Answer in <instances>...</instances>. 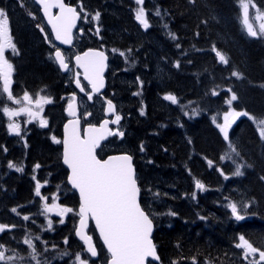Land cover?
I'll return each mask as SVG.
<instances>
[{"label": "trees", "instance_id": "obj_1", "mask_svg": "<svg viewBox=\"0 0 264 264\" xmlns=\"http://www.w3.org/2000/svg\"><path fill=\"white\" fill-rule=\"evenodd\" d=\"M14 1L8 12L17 47L8 56L14 68L11 91L15 97L25 92L45 94L52 103L43 110L47 126L33 124L26 147L20 136L9 133L3 112L6 97L0 88V223L9 226L0 232V243L11 252L19 245L24 221L12 209L30 213L37 200L33 179L28 177L34 166H43L41 171L51 169L52 182L62 180L60 202L73 210L55 238L75 232L80 204L61 162L62 143L55 142L62 138L65 95L72 89L52 57L53 40L39 7L28 0V10L15 13L26 0ZM239 1L146 0L147 29L133 16L132 0L92 3L91 9L101 12V32L97 34L93 27L94 42L80 49L103 48L104 44L112 52L105 93L118 99L124 112L127 132L122 147L134 156L141 204L155 223L160 262L149 264H250L258 260V253L244 259L243 250L236 246L240 236L264 250V139L250 119L264 117V39L244 29ZM255 1L264 8V0ZM39 19L45 35L36 26ZM217 51L225 55L227 64L219 61ZM113 89L115 94H111ZM232 92L238 97L234 108L249 113L238 118L229 132L239 153L237 162L221 159L229 144L213 121L216 113L227 108ZM167 95L175 96L177 102L165 99ZM139 103L145 104L143 114ZM187 104V109L198 112L186 115ZM10 162L25 166L26 174L12 170ZM238 165L243 175H233ZM196 180L204 185L203 190L195 187ZM229 202L248 205L241 207L243 220L232 215ZM13 226L15 233L7 234ZM88 232L98 249L92 260L107 264L109 254L93 224Z\"/></svg>", "mask_w": 264, "mask_h": 264}, {"label": "snow or ice", "instance_id": "obj_2", "mask_svg": "<svg viewBox=\"0 0 264 264\" xmlns=\"http://www.w3.org/2000/svg\"><path fill=\"white\" fill-rule=\"evenodd\" d=\"M43 7L45 16L48 17V23L51 24L52 30L55 33V38L62 41L64 44L72 43V29L76 26V21L81 17L83 12L81 6V12H78L76 8L68 7L63 3V0H35ZM137 5H140L135 12V19L143 25L144 28L149 27V22L146 18V11L142 6L144 0H136ZM59 8V14L53 16L51 9ZM241 7L243 10V23L250 36H262L264 37V12L256 8V5L252 0H241ZM256 9V20L261 21L259 28L254 27L250 22L249 9ZM84 18L87 19L88 14L83 13ZM156 15H160L157 10ZM92 20L98 21L100 18V12L97 11L92 15ZM43 31V28H41ZM99 33V27L96 29ZM173 38H175L173 36ZM11 49L13 53L17 52L16 45L13 42V38L10 32V21L6 11L0 8V82H2V92L6 93L9 100H13V93L11 91L13 65L9 62L5 56V51ZM124 55V53H121ZM217 56L222 63L227 64L228 60L225 55L217 51ZM54 59L59 63L62 69H68V63L65 62V57L61 50L57 48L54 53ZM77 64L84 69V78L89 81L92 86V92H99L104 87L103 70L105 67L104 60L106 57L103 52H94L89 50L82 56H76ZM178 66V65H177ZM79 77V73L76 74ZM233 76L240 77L241 73L233 72ZM76 84L83 92L84 87H81L79 78L76 79ZM264 87V85H262ZM231 92L232 90L229 89ZM215 94V93H213ZM92 99L91 94L88 96ZM75 99V97H73ZM165 99L176 103V97L173 95H167ZM238 99L235 92L226 103L231 106L233 101ZM23 100L31 104L32 97L25 92ZM20 103L19 100L15 101ZM50 100L46 97H41L35 101L37 108L42 111L43 104L49 103ZM5 114L9 117L19 115V112L5 107L3 109ZM20 111L27 112L32 119L39 117V111L33 112L30 108H22ZM107 111L110 113L115 112V106L111 100H107ZM69 112L75 116V110L73 105H69ZM143 114V112L141 113ZM240 116H249L247 111H235L230 110L224 114V123L218 125L220 131L223 133L225 141H229V128ZM250 119L256 124L261 139H264V117L252 116ZM121 120L119 115L115 116V120L112 123L118 124ZM41 126H46L47 121L42 117L40 118ZM108 121L100 125L99 128L95 126H89L86 129V138L81 139L79 134V120L69 121L71 128L66 126V138L63 141L64 163L71 169V175L69 180L73 187L79 189L81 204L79 210L80 226L77 229V236L83 241L86 248L84 253L90 254V257H97V248L93 243V237L88 235L85 231L87 228L88 217L91 216L95 220L96 228L99 230L100 237L103 239L104 244L107 246V250L110 253L109 264H146L148 258H154L159 260L157 255L156 245L151 239L153 231V221L139 203L140 188L137 184V177L135 169L132 164L131 155H118L110 156L106 160L97 158L96 149L100 146V141L104 140L107 136L119 135L123 136V132H113L108 128ZM9 130L11 132L20 134V126L15 123H9ZM55 140V138H53ZM56 143L61 141L56 140ZM228 147L231 151L236 152L235 146L229 141ZM141 151H143V145H141ZM239 155V153H236ZM221 159H231L227 154L222 156ZM209 165L212 161H208ZM10 168H16L17 171H22V168L16 167L15 164L9 163ZM40 167L39 164L36 165ZM250 167V165H249ZM241 166H237L233 175H243L240 170ZM223 174V173H222ZM227 179V177H225ZM261 179H264L262 177ZM41 184L37 181L35 186V193L40 196ZM195 187L203 190L204 185L199 181H195ZM158 195V194H157ZM195 194H193L194 196ZM45 201L47 197H42ZM55 200V197H53ZM231 209L232 215L236 220H243L245 217L241 215V207L247 208V204L238 206L237 203L232 202L227 205ZM59 208V205L53 203L48 205L45 203V210L52 211ZM13 212L17 209L13 208ZM71 208H60V215L64 213L72 212ZM175 215V213H169ZM24 220H28V216L23 217ZM63 221H61L62 223ZM14 227V226H13ZM49 227H51V221H49ZM9 226L0 224V232H4ZM36 239H39L37 237ZM240 243L236 246L243 250L244 259H248L249 256L255 257L258 253L259 259H253L250 264H260L264 262V250H260L253 246L244 236H240ZM67 243V239L64 241ZM24 244L28 245L32 249L29 256L32 260L36 261V264H40V261L36 259L38 253H36L33 240L25 237ZM4 246L0 245V261L11 262L13 260L23 261L24 257L16 255H6V251L3 250ZM47 250V249H45ZM62 256L70 255L68 252L61 253ZM74 264H89V259L83 258L82 253L75 254Z\"/></svg>", "mask_w": 264, "mask_h": 264}, {"label": "rangeland", "instance_id": "obj_3", "mask_svg": "<svg viewBox=\"0 0 264 264\" xmlns=\"http://www.w3.org/2000/svg\"><path fill=\"white\" fill-rule=\"evenodd\" d=\"M0 1L2 2V5H0V8H3L8 15L10 5H12V7H13L16 1H14V0H0ZM73 1H74V4H76L78 6L80 11H81V6L83 9L80 25H79L78 30L76 32V44H75V47L80 49L81 47H83L84 44L88 45V43L90 44V43L94 42L93 37L95 36V33H94L93 27L98 25L100 18L98 21L92 20V18H91L92 15H94L97 12V10L91 9L93 7L92 3L94 2V0H73ZM145 1L146 0H144V2ZM27 2H28V0H26L24 2V4H22V6L19 10H16L14 12L15 13L20 12V14H24V12H26L28 10V8H27L28 3ZM132 2H133V16L135 17V12L138 9V7H140V5H137L136 0H132ZM252 2L256 5V8H258L262 12H264V8L258 6L255 0H252ZM239 5H240V10H241V22H242L244 29L247 32V29L243 23V10L241 7V0L239 1ZM142 6L144 7V3ZM144 9L146 11V18H147L148 11H147L146 6L144 7ZM156 12L157 11H155V13ZM83 13L88 14L87 19L84 18ZM249 13H250V22L253 23L254 27H256L258 29L261 21L256 20V9L250 7ZM100 17H101V12H100ZM39 20H36V23H37L36 26H38L41 29L43 27V24H42V21L40 20V22H39ZM100 32L101 31L99 29V33ZM42 33L44 34L43 31H42ZM258 36H255V37H258ZM260 37H262V36H260ZM262 38L264 39V37H262ZM102 47L107 52L110 50V48L105 47L104 44L102 45ZM111 50L115 54H118V55H121V53L125 54V52H122V51L119 52L116 49H111ZM8 51L12 52L11 49H7L5 51V56H6V53ZM75 53H76V51L74 50V54ZM109 54L112 55V52ZM6 58H7V56H6ZM67 58L69 61H71L70 53H67ZM110 60H111V56H110ZM9 62H10V60H9ZM125 69L128 70V65L125 66ZM76 72H80V71L74 65V81H75ZM72 76H73V71H71L69 76L67 77V80L69 83L72 80L71 79ZM117 83L119 85H122L123 81L119 80ZM74 86H75V84H74ZM0 88L2 90V82H0ZM76 89L77 88H75L74 90H76ZM90 93H92V92L90 90H87L85 92V94L82 95V98L80 100V105H81V108L83 110V116H82V114H81V116L84 117L85 114L91 112L94 120L97 118L100 119L102 117H105V115H106V113L104 111L105 101L100 96H96V95H92V99H89L88 96ZM4 94L6 97V103L4 104L3 109L5 107H7V108H10V109H13V110H16L19 112V115L9 117L3 111L6 118H7V127L9 125V123L18 124L20 126V134L18 136H20L19 138H21V140L24 142V145L27 147L26 136L30 133L31 127L33 126V124L41 125V122H40L41 117L44 120H46V118L43 114V110L45 109V107L48 104L52 103V99L45 94L39 93V94L33 95V94L28 93L32 97V101H33L31 104H29L27 101L23 100L24 94L19 96V97L13 96L14 97L13 100H9L7 94L6 93H4ZM111 94H115V89H113V91H111ZM105 95H106V93H105ZM41 97H46L50 100L49 103L43 104L42 111L39 108H37L36 103H35V101ZM16 100H19L20 103H16L15 102ZM114 100H116V102L118 104V115L121 117V122H122L121 132H123L126 135L127 128H126V124L124 122V117H123L124 112H122V110H121V105H120L118 99H114ZM70 102H71V100H67L66 106H68ZM138 106H140L139 107L140 113H142V112L144 113L145 112V104L139 103ZM25 107L30 108L33 112L39 111V113H40L39 117H37L36 119H32L28 115L27 112L20 111V109L25 108ZM194 107L195 106L193 105V108ZM184 108L186 109L185 110L186 115L196 114L198 112L197 109H195V108L192 110L187 109L188 104L185 105ZM230 110L238 111L234 108L233 104L231 106H229L227 104V108L225 110L220 111V112L215 114V116L213 117V121L215 122V124L217 126L222 125L224 123V114ZM240 117H238V118H240ZM250 117H252V116H250ZM87 122H94V121H88V120L84 121V123H87ZM233 125L234 124H232V126L229 128V130H228L229 132H230L231 128L233 127ZM8 129H9V127H8ZM9 133L17 135L16 133L11 132L10 130H9ZM125 135H124V137H125ZM51 138L54 141L53 135L51 136ZM123 139H124L123 137H119V136H115V138L113 139V140H115V143H116L114 147L118 148L117 151L125 150L126 147H122V145H123L122 140ZM229 141H228V144H229ZM141 152H144V148H143V151H141ZM226 154L231 157L230 160H234L237 162L236 152L231 151V149L229 147H228V151L226 152ZM238 166H240V165H238ZM16 167L22 168L23 170L17 171L16 168H12V170H15L16 172L24 174V175L26 174L25 173V166L16 165ZM45 167L48 168L47 166H45ZM41 168H43V166H41ZM41 168L40 167L37 168L36 166H34L32 168L31 174L28 175V177L30 176L33 179L34 188L36 186L37 181H39L40 184L42 185L41 189H40V196H37L35 193V190H34V193H35L36 198H37V200L35 202V207H33V210L30 213L29 212L19 213L17 210V214H20V216L22 218L24 216L29 217L28 220L23 219L24 221H23V225H22V232H20L22 235H21V237L17 238L19 240V245H23L24 248H23V250H20L19 245H17L12 250L13 252H11L9 249H6L5 247L3 249L6 251V255L21 256V257H24V260L23 261L13 260V261L8 262V263L9 264H36V261L32 260L31 257L29 256V253L32 252V249L29 248L28 245L23 243L25 237H28V238L33 240V243H34L35 249H36V253H38V255L36 256V259L40 261V264H65V263L74 264L76 253H82L83 258L89 259V264H99L98 261H97L98 262L97 263L94 260H92L93 257H90V254L84 253V249L86 248V245H84V243L76 237L75 232L71 233L70 235L65 236V237L62 236L60 238L61 240L59 238H55V235L58 234L59 230L61 231L62 226L65 224L66 220H68V217L72 215V212H68V213H64L63 215H60V208H71L70 206L65 205V204L60 202V198H61L60 194H61L62 190H64L63 183L61 182L62 180L61 181L54 180V182H52L51 178L54 175V172L51 169H47V170L43 169L41 171ZM157 176L161 179L165 178L164 176L161 177L162 175H160V174H157ZM42 197H47L48 199L45 201L44 199H42ZM53 197H55V200H53ZM45 203H47L48 205H52L53 203H55V204L59 205V208H56L52 211H46L45 210ZM229 203H231V202H229ZM79 218H80V216L78 213V219H77L76 227L78 225ZM49 221H51V227H49ZM61 221H63V222L61 223ZM76 227H75V231H76ZM16 228L17 227H12L11 229H9L7 234L15 233ZM37 237H39V239H36ZM65 239H67V243L64 242ZM74 239L76 240L77 243H75ZM79 242H81L83 245H80ZM0 245H2V244L0 243ZM74 247L76 248L75 250H74ZM45 249H47V250H45ZM63 252H68V253H70V255L62 256L61 253H63ZM62 261H65V263H62Z\"/></svg>", "mask_w": 264, "mask_h": 264}, {"label": "water", "instance_id": "obj_4", "mask_svg": "<svg viewBox=\"0 0 264 264\" xmlns=\"http://www.w3.org/2000/svg\"><path fill=\"white\" fill-rule=\"evenodd\" d=\"M33 1H34V3L40 8L41 15H42L44 21L46 22L47 26L49 27V29H50V31H51V34H52V37H53V40H54V43L56 44V48L53 50V58H54L55 50H56L57 48H59V49L61 50L62 54H63L64 57H65V62L68 63V69H62V68L60 67L59 63H58L55 59H54V60H55V62L57 63V65H58L60 71H61L63 74H68L69 71H70L71 62L67 59L66 50H67V49H70V48L72 47L73 42L75 43L74 32H75L76 28L78 27V24H79V22H80V20H81V17L77 19V21H76V26L73 27V29H72V43H71V44H64V43H62V41L57 40V39L55 38V33H54L53 30H52V26H51V24L48 23V17L45 16L42 5H40L39 3L35 2V0H33ZM63 3H64L66 6H68V7L76 8L77 11L80 12V11L78 10V8H77L76 5L71 4V3L67 2L66 0H63ZM59 11H60L59 8H55V7H54V8L51 9V12H52L53 16L58 15V14H59ZM89 50H92V51H94V52H103V53H104V56L106 57V59L104 60L105 67H104V70H103V73H102L103 81H104V87L101 88L99 92H92V93H94V94H96V95H97V94H102V95H103V93H104V91L106 90V87H107V77H106V74H107V71H108V68H109V59H110L109 54H108L104 49L96 48V47H87V48H85L84 50L78 51L77 53L74 54V64H75V66L81 71V78H79V80H80V82H81V87H83V82H82V81H84L86 84L89 85V89L92 91V86H91V84L89 83L88 80H86V79L84 78V69L81 68V67L77 64L75 58H76V56H78V55L82 56L85 52H88ZM218 59H219V57H218ZM219 61H220V60H219ZM77 78H78V77H77ZM77 78H76V79H77ZM75 83H76V80H75ZM76 85H77V84H76ZM77 87H78V86H77ZM78 88L80 89V87H78ZM74 97H75V99L72 100V101L69 103V105L71 104V105L74 106L75 116H73V115L70 114V112H69V105H68V106L66 107L65 112H66V114L69 116V118H68L67 120H65V122L63 123V126H62V164L64 165V167H65V168L67 169V171H68V174H67V181H68V184H69V186L72 188V190L75 191V192L77 193V195H78V197H79L80 204H81V198H80L79 189L73 187L72 183H71L70 180L68 179L69 176L71 175V169L68 167L67 164L64 163V159H63V152H64V144H63V141H64V139L66 138V126H68L69 128H71V125L69 124V121L79 120V134H80L81 139L86 138V129H87L90 125L99 128L100 125H101L102 123H104L105 120H107V121L109 122V123H108V128H109L111 131H113V132H117L118 129L113 130V129H112V125L115 126V125H118L119 123H118V124H115V123H112V121H114V120H115V116L118 115V111H117L118 106H117V102H116L115 100H112V99H109V98L105 97V100H104V101H105V107H104V110H105V113H106L107 116H106L105 118H103V119L100 121V123H98V124H93V123H86V124H83V122H82V118L80 117V101H79V95H78V94H75ZM107 100H111L112 103H113V105L115 106V112H114V113H110V112L107 111ZM237 119H238V118H237ZM237 119L235 120V122L237 121ZM235 122H234V123H235ZM234 123H233V124H234ZM44 127H45V126H44ZM111 136H113V135H111ZM109 138H110V136H107L104 140H101V141H100V146L96 149V155H97V158H98V159H101V160H106V159H108V157H110V156H118V155H124V154L131 155V156H132V158H133V159H132V164H133V167H134V169H135V174H136V177H137V184H138V187L140 188V193H139V197H138V199H139V203H140L141 207L143 208V206H142V204H141V187H140L139 180H138V173H137L136 165H135V162H134V156H133L131 153H129V152H115V153H110V154H108V155H106L105 157L102 158V157H100V155L98 154V150L100 149V147L102 146V144L105 143ZM80 204H79V207H78V213H79V210H80ZM143 209H144V208H143ZM144 210H145V209H144ZM145 212H147V211L145 210ZM147 213H148V212H147ZM148 214H149V213H148ZM149 216H150V214H149ZM150 219H152L151 216H150ZM152 221H153V219H152ZM91 224H93V226L95 227L96 232H97V235L99 236V238H100V240H101V242H102L104 248H105L106 251L108 252V250H107V246L104 244L103 239L100 237L99 230L96 228L95 220H94L91 216L88 217L87 228L85 229L86 233H87L88 235H91L90 233H88V228L90 227ZM79 226H80V218H79L78 225H77V227H76L75 234H76L77 229L79 228ZM154 233H155V223H154V221H153V231H152V234H151V239H152L153 243L155 244V241H154ZM91 236H92V235H91ZM76 237H77L79 240H81L80 237L77 236V234H76ZM81 241H82V240H81ZM82 242H83V241H82ZM93 243H94V245L96 246V244H95V242H94V239H93ZM155 245H156V244H155ZM96 248H97V247H96ZM156 250H157V255L159 256V260H155L154 258H148V260L146 261V264H149V262H154V263H159V262H160V255H159V253H158L157 246H156ZM108 254H109V259H108V261H107V264H109V261H110V253L108 252Z\"/></svg>", "mask_w": 264, "mask_h": 264}, {"label": "flooded vegetation", "instance_id": "obj_5", "mask_svg": "<svg viewBox=\"0 0 264 264\" xmlns=\"http://www.w3.org/2000/svg\"><path fill=\"white\" fill-rule=\"evenodd\" d=\"M67 1H69V0H67ZM71 1H73V0H71ZM81 12V11H80ZM82 15V14H81ZM13 38V37H12ZM14 42V41H13ZM52 47H53V49H54V45L52 44ZM16 49H17V47H16ZM68 53H70V57H71V69H70V71H73V76H72V80H71V82H70V86H71V91H70V94L68 95H65V100L67 101V100H74L73 99V97H74V95L75 94H79V100H81V98H82V95L83 94H85V92L87 91V90H89V86H88V84H86L85 82H83V87H84V91L82 92L81 90H79V89H76V90H74V42H73V45H72V47H71V49L68 51ZM9 54H12L13 55V52H10V51H8L7 53H6V56H7V58L9 59ZM10 60V59H9ZM10 62H11V60H10ZM12 63V62H11ZM59 68V67H58ZM60 70V69H59ZM61 72V71H60ZM78 72H76V74H77ZM75 74V75H76ZM77 76V75H76ZM12 83H13V75H12ZM91 94V96L92 95H96V94H93V93H90ZM96 96H100L103 100H105V94L104 95H101V94H97ZM81 114H82V116H83V110H82V108H81V105H80V116H81ZM64 116L66 117V119L65 120H67L69 117H68V115L66 114V112H65V114H64ZM107 115H105V117H106ZM105 117H102V118H100V119H93V115H92V113L91 112H89V113H87V114H85L84 115V117H82V119L84 120H88V121H94V122H87V123H93V124H98V123H100V121L103 119V118H105ZM64 120V121H65ZM84 120V121H85ZM84 121H83V123H84ZM85 124V123H84ZM121 124H122V122H121V120L119 121V124L118 125H112V129L113 130H115V129H118V131L119 132H121ZM125 135V134H124ZM124 135L122 136L123 138H124ZM115 136H119V135H113V136H110V138L105 142V143H103L102 144V146L100 147V149L98 150V152H99V155H108V154H110V153H115V152H127L126 150H122V151H117L118 150V148H115L114 146H115V140H113L114 138H115ZM119 137H121V136H119ZM113 143V144H112ZM121 145V144H120ZM116 149V150H115ZM102 157V156H101ZM61 162H62V151H61Z\"/></svg>", "mask_w": 264, "mask_h": 264}, {"label": "bare ground", "instance_id": "obj_6", "mask_svg": "<svg viewBox=\"0 0 264 264\" xmlns=\"http://www.w3.org/2000/svg\"><path fill=\"white\" fill-rule=\"evenodd\" d=\"M92 39V38H91ZM89 40V39H88ZM91 41V40H90ZM76 44V43H75ZM96 47H98V46H96ZM101 48V47H100ZM106 51V50H105ZM107 52V51H106ZM108 53V52H107ZM109 54V53H108ZM110 55V54H109ZM156 244V243H155Z\"/></svg>", "mask_w": 264, "mask_h": 264}]
</instances>
